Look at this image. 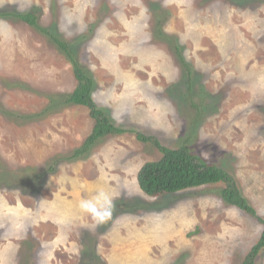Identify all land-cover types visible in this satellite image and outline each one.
<instances>
[{"label":"rangeland","instance_id":"1","mask_svg":"<svg viewBox=\"0 0 264 264\" xmlns=\"http://www.w3.org/2000/svg\"><path fill=\"white\" fill-rule=\"evenodd\" d=\"M27 12L124 133L74 157L94 119L65 103L73 64ZM137 131L192 135L264 218V0H0V264H242L263 223L221 183L146 194L138 171L162 153Z\"/></svg>","mask_w":264,"mask_h":264},{"label":"trees","instance_id":"2","mask_svg":"<svg viewBox=\"0 0 264 264\" xmlns=\"http://www.w3.org/2000/svg\"><path fill=\"white\" fill-rule=\"evenodd\" d=\"M19 18L51 36L56 44L66 52L73 64L78 84L73 92L66 95V98H64L65 103H76L87 106L94 119V127L91 134L85 140L82 148L76 150L74 157L84 152L98 138L111 133H124L126 130L115 126L104 109L97 106L92 94L96 84L95 78L91 71L86 70L85 67L76 61L74 51L70 48L69 44L48 29L42 28L37 22L35 12L20 14ZM177 52L181 56L179 48H177ZM181 60L187 65L183 57H181ZM3 111L7 114L12 113V116L20 117L18 113L8 112L7 110ZM136 135L141 141L153 143L162 153L160 159L144 163L138 171L137 179L139 186L146 194L151 196L175 194L203 185L221 183L220 195L226 202L257 216L264 225V218L257 215L254 206L251 205L248 198L242 193L235 176L226 168L206 160L199 154L192 147V135L185 137L183 143L177 148L163 145L153 135H145L140 131H137ZM263 248L264 229L259 240L248 252L242 264H256V259Z\"/></svg>","mask_w":264,"mask_h":264}]
</instances>
